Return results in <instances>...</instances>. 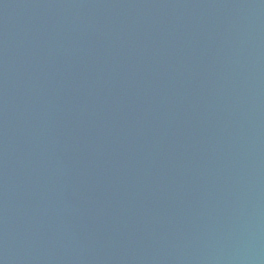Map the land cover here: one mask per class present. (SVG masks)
<instances>
[{"label": "water", "instance_id": "water-1", "mask_svg": "<svg viewBox=\"0 0 264 264\" xmlns=\"http://www.w3.org/2000/svg\"><path fill=\"white\" fill-rule=\"evenodd\" d=\"M0 264H264V0H0Z\"/></svg>", "mask_w": 264, "mask_h": 264}]
</instances>
